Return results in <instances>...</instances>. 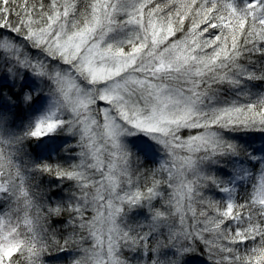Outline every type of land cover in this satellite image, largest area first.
I'll return each mask as SVG.
<instances>
[{"label": "snow or ice", "instance_id": "6c2138e0", "mask_svg": "<svg viewBox=\"0 0 264 264\" xmlns=\"http://www.w3.org/2000/svg\"><path fill=\"white\" fill-rule=\"evenodd\" d=\"M0 264H264V0H0Z\"/></svg>", "mask_w": 264, "mask_h": 264}]
</instances>
